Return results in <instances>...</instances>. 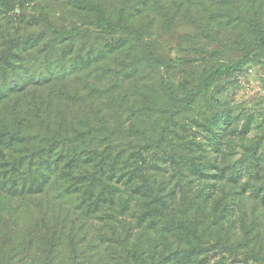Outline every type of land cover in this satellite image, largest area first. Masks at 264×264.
Listing matches in <instances>:
<instances>
[{"label": "rangeland", "instance_id": "374dc122", "mask_svg": "<svg viewBox=\"0 0 264 264\" xmlns=\"http://www.w3.org/2000/svg\"><path fill=\"white\" fill-rule=\"evenodd\" d=\"M27 1L26 10L0 12V247L6 250L0 251V264H5L2 256L9 264H31L28 254L37 250L35 245L30 252L31 236L41 242L45 227H54L69 212L76 213L71 218H77L75 232L84 228L79 236L109 220L145 230L150 221L141 216L145 212L125 213L123 200L129 193L120 185L121 193L115 188L119 172L105 170L113 178L104 176L105 187L95 185L93 190L85 186L84 176H96L103 151L109 167L114 158L140 168L145 163L203 162L211 139L208 125L223 101L233 117L249 114L256 125L243 137L242 119L236 131L228 132L230 156L222 153L219 167L205 168L190 183L185 180V190L202 196L217 187L211 209L219 213L221 199L234 188L231 193L238 194L232 196L245 203L249 214L258 209L263 216L264 233V197L253 199L256 193L250 192L264 166V35L254 28L257 24L264 31V0ZM38 4L65 32L94 20L97 5L112 22L124 16L142 32L163 66L150 61L144 46L125 33L85 26L70 39H56L41 20ZM242 61L241 71L211 83L189 109L162 88L185 97L216 68ZM16 134L14 146L5 142ZM259 142L250 158L244 146ZM90 151L99 155L91 165L82 171V165L73 167L75 155L84 158ZM226 160L239 168L253 160L252 171L239 182L230 180L221 170ZM15 161L22 164L20 176L14 174ZM255 161L261 164L256 170ZM123 175L129 179L127 172ZM15 177L18 184L21 178L39 180L42 200L6 197L9 190L1 188L10 187ZM80 194L86 197L78 206ZM231 243L236 246L235 240ZM79 249L81 254L84 248ZM250 249L264 256V234L235 252L210 243L206 255L195 254L194 259L203 264H264L250 257Z\"/></svg>", "mask_w": 264, "mask_h": 264}, {"label": "trees", "instance_id": "16d2710c", "mask_svg": "<svg viewBox=\"0 0 264 264\" xmlns=\"http://www.w3.org/2000/svg\"><path fill=\"white\" fill-rule=\"evenodd\" d=\"M29 3L27 0L15 3L9 2V0H0V12L11 14L18 9L23 11L30 6ZM37 7L40 10L41 20L56 39H70L80 28L85 26L101 28L112 33H125L144 46L150 61L158 67L163 66L142 32L134 25L129 24L124 16H120L118 21L112 22L107 18L104 10L97 5L93 7L97 13L94 20L76 25L65 32L59 30L50 21L43 6L38 4ZM255 25L254 28L258 34L264 35V31L259 25ZM245 63L246 61H242L216 68L200 81L196 92L188 93L182 98L176 97L171 91L165 89L164 85H162V88L173 102L182 103L183 106L189 109L193 106L200 92L211 83L241 71ZM219 109H221V112H219ZM216 110L217 112L208 125L211 139L205 153L206 159H203V162L199 164L192 162L190 165H183L176 161L172 163L157 162L153 167L145 163L140 168L138 166H128L130 160L119 164V159L114 158L111 161L113 165L109 167L103 151L100 152V157H98L101 162L97 161V165H95L97 167L95 168V170L97 169L96 176L90 174V176H84L85 180L87 179L85 186L93 190L95 185L105 187L104 176L113 178L105 170L119 172V175L115 176V188L119 193L120 187H124L129 193V195H126L127 201H129L123 200L125 213H135L138 210L142 213L145 212L141 216H144V220L148 217L150 219L149 224L145 226V230H141L127 221H123L119 226L115 221L109 220L104 221V224L100 226H94L89 234L85 233V235L79 236L83 234L84 228L75 232L77 218H74V221L71 218L76 213L69 212L63 217L59 216L54 227H45L47 232L41 242L39 240L37 243L34 236H31L32 244L28 245L31 249L30 252L35 250V245L37 246L36 253L28 254L32 257L31 264H203L204 262H196L194 256L195 254L206 255L205 251L210 243H213V247L222 251L227 248L235 252L236 249L250 247L256 237H261L264 234L261 226L263 216L258 215V209L249 214L247 207L244 206L245 203L243 204L240 198L235 199L232 196L238 194L236 191L231 193L235 190L232 187L230 193H228L229 195L221 199L219 213L215 209H211L212 195L216 194L217 187L211 189L213 188L211 186L210 190L202 196H191L185 190V180L190 183L191 178H196L197 173L203 172L205 168L219 167L222 153L225 152L227 156H230L228 152L232 151L231 144L233 143L227 141L228 132L236 131L242 119H244V122L239 133L243 137L247 136L253 126L256 125L254 117L249 114L240 113V115L233 117L228 113L231 109L227 101L221 102ZM17 138L18 135L16 134L7 138L5 142H9L10 146H14L13 144ZM225 140L228 142L227 144H225ZM240 141L242 142L241 138ZM259 145H261V142L256 143L254 146H244L250 158L256 154ZM97 156L99 155L93 151L86 153L84 158H82L81 153L80 156L75 155L73 167L82 168L83 166L82 171L84 165H91V160L94 162ZM251 162L253 163V160ZM252 163L239 168L228 164L226 160L221 166V170L228 172L230 180L239 182L241 178L247 176V172L252 171ZM254 164V170L259 169V166L261 167V164H257L256 161ZM12 167L14 174L20 176L19 174L23 170L21 169V162L15 161ZM124 172L128 173L129 179L125 178ZM257 177H259L258 185L251 186L250 192L256 193L252 198L259 200L258 198L261 195L264 197V166ZM16 178H12L10 187L1 188L9 190L6 192V197L21 200V202L26 200L32 202L36 198L42 200L40 193L44 190L39 180L33 181L29 177L26 178L27 180L21 178L20 184H18ZM67 189H70V185ZM179 190H182L181 193H179ZM248 190L247 186L243 188V194H246ZM76 196H78V206L84 205L82 202L86 197L85 194ZM135 196L138 198V202H135ZM133 198L135 199L133 200ZM100 199L103 198L98 197L96 200ZM131 201L135 202L134 207L130 204ZM234 201L238 207L235 210L232 207ZM84 227L87 229V226ZM200 227L202 228L201 233H199ZM231 240H235V247L232 245ZM80 244L84 248L81 254L78 252ZM18 248H22V246L19 245ZM18 248L16 247V249ZM22 250L28 252L26 246ZM250 250L251 258L264 263L263 255L253 249ZM0 251L2 253L6 252L3 246L0 247ZM2 260L5 264H9L5 256H2Z\"/></svg>", "mask_w": 264, "mask_h": 264}]
</instances>
